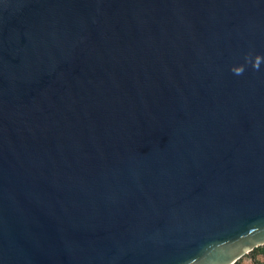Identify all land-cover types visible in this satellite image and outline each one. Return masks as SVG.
I'll return each mask as SVG.
<instances>
[{
	"label": "water",
	"instance_id": "obj_1",
	"mask_svg": "<svg viewBox=\"0 0 264 264\" xmlns=\"http://www.w3.org/2000/svg\"><path fill=\"white\" fill-rule=\"evenodd\" d=\"M263 245L264 0H0V264Z\"/></svg>",
	"mask_w": 264,
	"mask_h": 264
},
{
	"label": "trees",
	"instance_id": "obj_2",
	"mask_svg": "<svg viewBox=\"0 0 264 264\" xmlns=\"http://www.w3.org/2000/svg\"><path fill=\"white\" fill-rule=\"evenodd\" d=\"M243 257L250 259L252 264H264V261L261 260V259H264V245L255 248L254 250L244 255ZM241 259H239L238 261H240Z\"/></svg>",
	"mask_w": 264,
	"mask_h": 264
},
{
	"label": "clouds",
	"instance_id": "obj_3",
	"mask_svg": "<svg viewBox=\"0 0 264 264\" xmlns=\"http://www.w3.org/2000/svg\"><path fill=\"white\" fill-rule=\"evenodd\" d=\"M259 65H260V59L257 58V61H256V63L253 65V67H254L255 69L258 70V69H259ZM232 71H233L236 75H240V74L243 73L244 69H243V67L241 66V67H239V68H234Z\"/></svg>",
	"mask_w": 264,
	"mask_h": 264
},
{
	"label": "rangeland",
	"instance_id": "obj_4",
	"mask_svg": "<svg viewBox=\"0 0 264 264\" xmlns=\"http://www.w3.org/2000/svg\"><path fill=\"white\" fill-rule=\"evenodd\" d=\"M264 261V259H261ZM236 264H252L251 260L248 258L243 257L240 261H238Z\"/></svg>",
	"mask_w": 264,
	"mask_h": 264
}]
</instances>
